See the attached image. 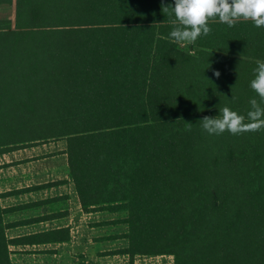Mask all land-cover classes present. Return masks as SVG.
I'll list each match as a JSON object with an SVG mask.
<instances>
[{
  "label": "trees",
  "instance_id": "16d2710c",
  "mask_svg": "<svg viewBox=\"0 0 264 264\" xmlns=\"http://www.w3.org/2000/svg\"><path fill=\"white\" fill-rule=\"evenodd\" d=\"M208 24L181 46L161 0H15L0 20V155L64 139L81 206L124 214L114 254L130 262L264 264V126L210 135L200 121L264 107L250 88L264 26ZM5 213L0 264L19 242Z\"/></svg>",
  "mask_w": 264,
  "mask_h": 264
},
{
  "label": "crops",
  "instance_id": "0c3cea01",
  "mask_svg": "<svg viewBox=\"0 0 264 264\" xmlns=\"http://www.w3.org/2000/svg\"><path fill=\"white\" fill-rule=\"evenodd\" d=\"M14 1L0 0V7L10 6L13 15ZM41 146L45 145L9 151V183L0 186V206L6 210V238L19 241L9 245L10 264H117L128 260L126 255L114 254L126 247L125 224L110 223L124 226L117 233L108 224L96 229L93 225L94 217L114 221L124 214L85 210L72 180L62 179L63 169L66 174L68 170L66 147L50 152L55 153L52 159L63 157L66 168L51 163L47 169L44 160L49 152ZM95 234L101 240L96 241Z\"/></svg>",
  "mask_w": 264,
  "mask_h": 264
},
{
  "label": "clouds",
  "instance_id": "9594fccd",
  "mask_svg": "<svg viewBox=\"0 0 264 264\" xmlns=\"http://www.w3.org/2000/svg\"><path fill=\"white\" fill-rule=\"evenodd\" d=\"M162 9L171 12L178 26L174 27L169 36L176 42H195L198 37L206 36L211 28L208 21L218 18L220 22L231 27L238 19L252 20L256 27L264 26V0H172L164 4ZM254 78L250 88L264 101V61H257L253 69ZM219 77V72H214ZM248 123L244 117L228 107L222 109L220 116H205L200 121L208 134L220 135L225 131L231 134L253 131L264 126V107L255 98L249 101Z\"/></svg>",
  "mask_w": 264,
  "mask_h": 264
},
{
  "label": "rangeland",
  "instance_id": "374dc122",
  "mask_svg": "<svg viewBox=\"0 0 264 264\" xmlns=\"http://www.w3.org/2000/svg\"><path fill=\"white\" fill-rule=\"evenodd\" d=\"M12 15V10L11 7L9 6H3L0 7V20L3 19H9ZM181 46L186 45V42L180 43ZM44 111L48 112L49 109H43ZM50 143H56V144H52L49 145ZM45 145V146H41L40 149H46V153L49 152V154L45 155L46 159L44 160V163H46L45 165H47V169L49 166H51V163H54L56 167H60L62 168L65 165L66 168V162L64 161L63 157L62 158H55L52 159L53 155L55 153L50 154V152H55V149H64L66 147V141L64 139H59V140H48L42 143H38L35 145ZM25 147V146H24ZM54 160V161H53ZM67 170V169H66ZM62 179H65V177H69L68 175V170H67V174L65 172V170L63 169L62 172ZM70 179V178H69ZM5 183H9V152L5 153L3 155H0V186L2 184ZM91 210V209H88ZM93 211H99V209H92ZM122 217V216H121ZM117 219L114 221H106V220H102L99 218H95L94 217V224L95 225V229L98 228L99 226H104L106 224H108V226H111V228L115 229L116 233L117 230L119 232H122L124 229V226L121 224H110L113 222H119L122 219L120 218V215L116 217ZM95 240L99 241L101 240V238H99L98 234H95ZM109 252H105L104 254H108ZM111 256V255H109ZM129 258V257H128ZM130 262V259L127 260L126 259H121L119 262H117V264H128ZM108 264H112V263H108ZM115 264V263H114ZM130 264H173V258L171 256H152V257H145V256H136L134 258V260L130 263Z\"/></svg>",
  "mask_w": 264,
  "mask_h": 264
}]
</instances>
